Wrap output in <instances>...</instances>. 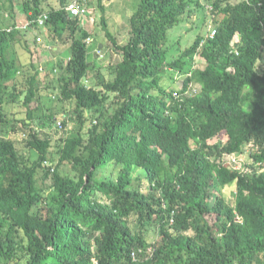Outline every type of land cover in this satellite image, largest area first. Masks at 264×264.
<instances>
[{"label": "trees", "instance_id": "16d2710c", "mask_svg": "<svg viewBox=\"0 0 264 264\" xmlns=\"http://www.w3.org/2000/svg\"><path fill=\"white\" fill-rule=\"evenodd\" d=\"M18 1L0 0V264H264V0H140L124 45L103 18L122 59L91 85L89 14L72 17L71 0H20L30 22L20 27ZM193 1L211 29L170 55L169 32ZM95 2L104 10L85 3ZM38 35L68 44L51 69L61 117L40 115L51 84L19 52L41 46ZM39 119L63 134L39 133ZM248 146L254 169L230 165ZM229 184L234 206L219 193Z\"/></svg>", "mask_w": 264, "mask_h": 264}, {"label": "rangeland", "instance_id": "374dc122", "mask_svg": "<svg viewBox=\"0 0 264 264\" xmlns=\"http://www.w3.org/2000/svg\"><path fill=\"white\" fill-rule=\"evenodd\" d=\"M57 4L56 0L51 1L52 3ZM203 2L205 0H202ZM238 0H233V2H237ZM18 1V5L16 11H18V26L25 25L26 15L22 9V3ZM140 0H104V10L100 9L96 2L89 7V16L86 19V24H89L90 29H92L95 33L96 39L95 42L90 45V48H93L89 55V60L92 63V68L90 69V74L87 77L90 85L93 83H99L103 81V77L113 78L112 66L118 63L122 59V54L115 49V45L111 39L106 36V31L104 29V25L102 24L103 18L106 19L107 25L109 29L112 31L114 38L120 45L126 44L131 37V27H130V19L133 12L137 9V5ZM194 1L192 2L193 13L191 15H184L183 21L177 24L174 28H172L169 32V43L168 48L170 51V55H178L180 54L186 47L192 45L196 37L203 33L206 34L210 31V20L213 19V16L206 10V6L204 9L197 6H194ZM208 14V15H206ZM34 33V32H33ZM28 35V39L33 42L35 35ZM105 43L106 46L103 44ZM47 43L45 37L43 36V42L41 46L34 52L27 51L25 46L19 47V52L22 56V61L24 63H28L35 56V60L39 61V67L43 68V71L40 73V86L46 88L48 83L51 84L49 89V95L44 96L41 99L39 104V113L40 115H49L53 110L56 112L61 111L62 104L58 101L57 95L59 93V88L56 82H54V73H51V69L55 67L57 61L60 58H64L67 61V45L61 43ZM31 47H35L31 45ZM55 48V50L53 49ZM62 51H65L62 53ZM61 54V56H59ZM176 57V56H175ZM111 65V66H110ZM204 62L197 57L196 58V67L204 68ZM110 66V67H109ZM258 70L264 72V58L258 63ZM177 76V74L175 75ZM52 81V82H51ZM179 85L183 84L182 78L178 80ZM164 85L170 87V79L165 76L163 79ZM10 84V82H9ZM52 85H57L56 87H52ZM198 85H196L197 89ZM194 89V91L196 90ZM12 110V112L17 113V116L24 115V108H21L17 104L8 105V110ZM61 113V112H60ZM61 114H58L57 117H61ZM42 117V116H41ZM46 118V117H42ZM41 118V119H42ZM38 120L35 124L32 123L31 126L38 131L39 133L43 132H53L58 137L63 134V130L58 129L55 124L48 122V120ZM44 121V122H43ZM60 120H57L58 122ZM67 130L72 132L76 129V123L73 120H68ZM18 131H12L11 134L14 138L17 139L19 147L22 150H25L24 146L21 144L23 140H25L24 133L25 131L22 128H18ZM226 160L235 168L240 169L241 171H251L253 170V159L250 156V146L245 147L244 151L240 153H235L226 157ZM143 170V169H142ZM141 170V171H142ZM116 176V175H115ZM114 176V177H115ZM41 186H49L51 183V178H45L40 181ZM49 189V187L47 188ZM48 193V191H47ZM219 193L222 194L230 205L234 206L236 203V185L229 184L224 188L219 189ZM36 211V209H35ZM155 235L154 237H156ZM149 237H153L149 235ZM159 237V236H158Z\"/></svg>", "mask_w": 264, "mask_h": 264}, {"label": "built area", "instance_id": "2783aa9c", "mask_svg": "<svg viewBox=\"0 0 264 264\" xmlns=\"http://www.w3.org/2000/svg\"><path fill=\"white\" fill-rule=\"evenodd\" d=\"M86 0H71L68 5L67 9L70 12L72 17H79L81 19H85L87 15L89 14V9L87 8L86 5ZM48 18V15L42 14L38 18V23L40 26H44L46 19ZM29 23H26L25 25H22L20 27H27ZM216 33L215 29L212 31L211 35L214 36ZM37 42L42 43L43 42V37L41 35H38L36 38ZM93 41V39L90 37L88 39V43L90 44Z\"/></svg>", "mask_w": 264, "mask_h": 264}]
</instances>
